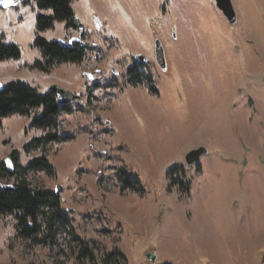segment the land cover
Wrapping results in <instances>:
<instances>
[{"label": "rangeland", "instance_id": "obj_1", "mask_svg": "<svg viewBox=\"0 0 264 264\" xmlns=\"http://www.w3.org/2000/svg\"><path fill=\"white\" fill-rule=\"evenodd\" d=\"M232 3L234 23L216 0H72L85 56L48 71L35 66L37 36L67 41L78 29L56 21L38 32L35 0L0 7V39L21 50L0 61V82L40 92L59 84L82 97L57 129L3 119L0 160L16 150L26 165L45 154L55 173L28 180L60 187L68 221L44 245L18 238L14 215L0 216V264H91L76 236L97 259L122 252L114 264H264V0ZM155 38L166 68L153 63L138 81L127 72L133 54H151ZM49 131L70 137L24 150ZM201 145L208 152L187 164ZM122 169L136 187L123 186Z\"/></svg>", "mask_w": 264, "mask_h": 264}, {"label": "trees", "instance_id": "obj_2", "mask_svg": "<svg viewBox=\"0 0 264 264\" xmlns=\"http://www.w3.org/2000/svg\"><path fill=\"white\" fill-rule=\"evenodd\" d=\"M40 10L37 16L38 32L54 26L56 21L65 22L66 27L75 25V13L71 6L72 0H35ZM43 10H50L44 13ZM34 45L39 48L42 59L35 62V66L48 71L54 63L80 62L85 56V48L81 45L74 47L60 44L57 40H48L38 35ZM21 57L18 45L5 43L0 39V61ZM70 103H60L54 92L48 90L40 92L28 82L16 79L2 83L0 87V128L3 119L11 114L31 116L30 127L41 129H57L58 117L62 112H72ZM57 131H49L33 138L24 146L25 151L32 148L42 149L52 141L69 138ZM20 152L13 150L9 159L13 169L5 160H0V216L12 214L15 217V230L18 238L34 241L38 244L53 243L58 223L65 224L68 216L64 213L60 197L51 189L32 186L28 174L32 171L44 170L49 174L55 173L54 166L45 154L34 157L26 165L19 162ZM124 185L136 187L135 180H131L122 169ZM122 177V176H121ZM12 181V183H10ZM8 185L11 187L8 188ZM79 257L91 264H114L116 256L125 257L122 252L112 250L97 259L92 246L80 237Z\"/></svg>", "mask_w": 264, "mask_h": 264}, {"label": "water", "instance_id": "obj_3", "mask_svg": "<svg viewBox=\"0 0 264 264\" xmlns=\"http://www.w3.org/2000/svg\"><path fill=\"white\" fill-rule=\"evenodd\" d=\"M20 2H21V0H14V2H12L10 4L0 3V7H3V8L12 7V6L18 5ZM216 4H217V7L223 12V14L226 16V18L231 23H234L236 21V12H235L232 0H216ZM77 21L79 22V30H82L84 28V25L78 19H77ZM77 41H81L80 36L73 37L69 41H65L63 39L58 40V42L62 45H70L72 42H77ZM81 43L83 44L84 42L81 41ZM155 50L157 53L163 52V46H162L161 42L159 41V39H157L155 41ZM88 74H89L88 78L91 79L93 77V75L91 73H88ZM1 86H2V83L0 82V87ZM50 91L55 93L57 100L60 103H68L74 99L81 100L80 95L73 93L71 90L66 89L65 87H63L59 84H52L50 86ZM207 152H208V148L206 146H203V145H201L197 148L191 149L189 152H187V154L185 156L186 163L189 165L196 163L201 158V156H203ZM5 162L8 164L10 169H13L9 158H6ZM10 187L11 186L8 185V188H10ZM59 189H60L59 186L57 188H55L56 194H58ZM145 255L152 262H155L157 259V256L154 253H146Z\"/></svg>", "mask_w": 264, "mask_h": 264}, {"label": "flooded vegetation", "instance_id": "obj_4", "mask_svg": "<svg viewBox=\"0 0 264 264\" xmlns=\"http://www.w3.org/2000/svg\"><path fill=\"white\" fill-rule=\"evenodd\" d=\"M71 27L78 29V35H71L70 37H68L67 41H69L73 37L80 36L81 41H83L84 43L82 44L81 41H77V42H72L70 45H65V46L74 47L76 45H79V46L81 45L82 47H84L86 49L87 43L84 40V37L86 35L85 34V26L82 30H79V22L76 19L75 25H71L70 27H66V28L69 29ZM156 40H157V38H155V41ZM155 41H154L153 49L149 51L151 54L147 55L143 51H136L133 54L132 64L129 66L127 72L130 76H132L134 79H137L138 81L143 80L145 78V76L147 74V70L150 69V67L153 63L155 65L161 67L163 70H165V68H166L167 63H166L164 48H163V52H162L163 54L161 52L157 53L155 50ZM76 63H78V62H76ZM111 70L114 74L118 73V71L114 67H111ZM88 75L89 74L87 73V77H88ZM93 77L91 79H93ZM73 101L82 102V97H81V100L74 99L68 103H71Z\"/></svg>", "mask_w": 264, "mask_h": 264}, {"label": "snow or ice", "instance_id": "obj_5", "mask_svg": "<svg viewBox=\"0 0 264 264\" xmlns=\"http://www.w3.org/2000/svg\"><path fill=\"white\" fill-rule=\"evenodd\" d=\"M12 2H14V0H0V3L10 4Z\"/></svg>", "mask_w": 264, "mask_h": 264}]
</instances>
